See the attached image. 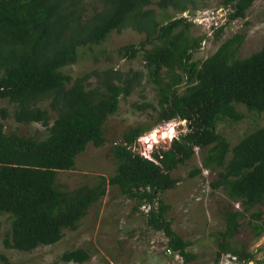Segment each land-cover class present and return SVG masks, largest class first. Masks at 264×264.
<instances>
[{
  "label": "trees",
  "instance_id": "16d2710c",
  "mask_svg": "<svg viewBox=\"0 0 264 264\" xmlns=\"http://www.w3.org/2000/svg\"><path fill=\"white\" fill-rule=\"evenodd\" d=\"M85 1L0 0V99L14 105L10 114L0 106V214L7 215L10 228L3 245L27 252L56 243L62 230L74 229L103 196L106 183L133 200L134 210L145 205L147 227L161 232L166 249L187 264L194 255L186 250L188 242L171 228L165 216L167 205L158 194L176 185L178 180L170 172L197 148L203 167L218 168L209 187L224 191L240 207L222 210L223 228L217 232L213 262L226 252L251 260L247 243L234 238L239 220L264 202V126L233 145L214 126L219 118L240 120L237 105L248 112H264V47L236 58L230 49L243 35L234 34L211 55L192 60L202 37L185 36L184 16L163 22L148 7L154 4L183 13L206 0H98L99 6L92 7L88 15ZM253 1L219 0L227 10L226 22L244 18ZM126 28L142 34L143 39L117 51L127 59L140 52L146 79L155 89V103L131 106L149 109L157 124L187 121V130L178 132L167 146L144 154L132 149L141 144L142 127H128L110 146L115 165L112 175L99 178L95 185L60 190L54 183L55 173L71 169L74 157L87 143L94 147L104 143L103 123L116 111L119 97L129 95L142 77L140 71L107 67L72 79L60 68L75 61L79 47L97 45L110 32ZM182 83L184 89L179 93ZM44 98H49L48 105L55 112L50 124L46 110L35 106ZM9 116L18 123L42 124L46 137L36 140L5 132L2 121ZM247 225L252 238L260 237L264 216L252 212ZM86 257L84 251L74 249L61 253L59 260L66 264Z\"/></svg>",
  "mask_w": 264,
  "mask_h": 264
},
{
  "label": "rangeland",
  "instance_id": "374dc122",
  "mask_svg": "<svg viewBox=\"0 0 264 264\" xmlns=\"http://www.w3.org/2000/svg\"><path fill=\"white\" fill-rule=\"evenodd\" d=\"M154 1V0H153ZM99 6L98 0H86L85 13L88 15L92 7ZM153 8L159 21H166L172 17L184 16L187 26L184 34L188 38L200 39L199 48L192 55V60H202L211 55L223 40L234 34H242L243 39L231 47L236 58H244L264 47V0H254L246 10L245 17L226 22L227 10L219 0H206L194 9L178 13L170 8L160 9L154 4ZM222 29L215 32L218 26ZM143 35L129 28L119 32L112 31L97 45H88L77 49V56L73 63L60 68L64 74L72 79L90 70H102L107 67L125 72L127 70L140 71L142 77L129 95L118 99L116 111L109 115L103 123L104 143L94 147L87 143L85 149L74 157L71 169L57 171L54 183L60 190H71L80 185H95L99 178L107 179L114 172V162L109 153L113 142L120 139V135L128 127L139 125L143 131L140 136V146L135 145V152L148 154L153 148L167 146L169 139H161L157 132V143H152L151 149L143 142L147 134L154 130L166 131L170 125H175L174 131L187 130L188 124L183 121L170 120L164 123H154L149 109H136L132 104L155 103V89L145 76L138 52L134 58L127 59L120 56L118 48L127 44H137ZM148 47V46H146ZM94 83V79H90ZM184 84H180L178 92L182 93ZM49 98L38 101L35 106L45 109L48 124L51 123L55 112L50 109ZM0 106L12 112L14 105L6 99H0ZM242 113L238 121L219 118L215 122L214 130L221 134L229 143L235 144L240 138L254 129L264 126V112H248L243 106L237 105ZM5 132L13 131L18 135H29L36 140L46 137L47 128L40 123L23 124L12 119L11 116L2 121ZM218 168L203 167L200 154L194 148L193 154L170 172L178 181L169 190L158 194L167 205L165 216L170 220L171 228L188 242L186 250L194 255V259L187 264H214L217 232L223 228L222 210L226 207L240 209L238 203L227 198L220 189H211L209 181L216 176ZM104 194L95 201L86 214L80 218L72 230L64 228L62 237L52 245L37 246L27 251H17L6 248L3 239L9 235V219L0 214V264H62L59 256L64 251L80 249L87 257L82 261H68L66 264H181V258L169 252L165 246V238L159 231H153L145 224V205L136 210L133 200L119 194L115 186L103 185ZM260 211L264 216V202L245 213L239 220V227L234 238L235 242H246V248L253 254L252 259L264 255V233L258 238L249 235L247 220L249 214ZM264 264V259L256 261ZM255 262V263H256Z\"/></svg>",
  "mask_w": 264,
  "mask_h": 264
},
{
  "label": "built area",
  "instance_id": "2783aa9c",
  "mask_svg": "<svg viewBox=\"0 0 264 264\" xmlns=\"http://www.w3.org/2000/svg\"><path fill=\"white\" fill-rule=\"evenodd\" d=\"M167 251L169 250L167 249ZM256 259V261H260L261 259H264V255H262L261 258ZM256 261H254V258L248 261L240 260L236 255L226 252L221 253L214 264H258Z\"/></svg>",
  "mask_w": 264,
  "mask_h": 264
},
{
  "label": "clouds",
  "instance_id": "9594fccd",
  "mask_svg": "<svg viewBox=\"0 0 264 264\" xmlns=\"http://www.w3.org/2000/svg\"><path fill=\"white\" fill-rule=\"evenodd\" d=\"M182 123L187 124V121H183ZM174 128H175V125H174V124H173V125H170V126L167 128L166 131H164L163 133H161L160 138H161V139H169V140H171L172 138H174L175 135H176V133H175V131H174ZM158 131H159V130H154L149 136H147V137H145V138L143 139V142H144L145 144H148V148H149V149H151V147H152V143H157V142H158V141H157V132H158ZM149 141H151L152 143H149Z\"/></svg>",
  "mask_w": 264,
  "mask_h": 264
},
{
  "label": "bare ground",
  "instance_id": "6f19581e",
  "mask_svg": "<svg viewBox=\"0 0 264 264\" xmlns=\"http://www.w3.org/2000/svg\"><path fill=\"white\" fill-rule=\"evenodd\" d=\"M158 133L161 134V133H163V131H161V130L159 129Z\"/></svg>",
  "mask_w": 264,
  "mask_h": 264
}]
</instances>
